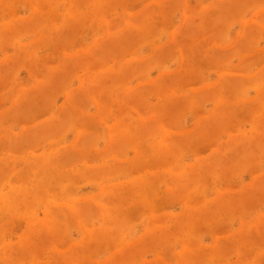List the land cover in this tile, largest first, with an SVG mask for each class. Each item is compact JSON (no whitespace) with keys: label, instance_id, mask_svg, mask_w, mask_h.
Listing matches in <instances>:
<instances>
[{"label":"rangeland","instance_id":"374dc122","mask_svg":"<svg viewBox=\"0 0 264 264\" xmlns=\"http://www.w3.org/2000/svg\"><path fill=\"white\" fill-rule=\"evenodd\" d=\"M0 264H264V0H0Z\"/></svg>","mask_w":264,"mask_h":264}]
</instances>
